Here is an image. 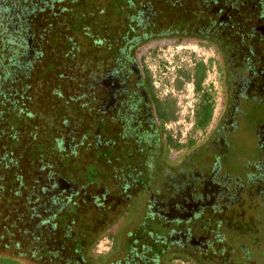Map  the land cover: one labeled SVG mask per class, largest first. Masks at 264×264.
Instances as JSON below:
<instances>
[{
  "label": "flooded vegetation",
  "instance_id": "1",
  "mask_svg": "<svg viewBox=\"0 0 264 264\" xmlns=\"http://www.w3.org/2000/svg\"><path fill=\"white\" fill-rule=\"evenodd\" d=\"M206 1L208 15L214 8L220 10L211 19L227 18L222 34L237 46L236 53H222V67H217L227 112L229 100L235 104L238 94L264 97V0ZM174 2L0 0V179L7 181L13 196L22 197L32 183L31 171H40L35 180L39 187L24 195L32 206L31 230L23 233V241L13 246V253L0 254L1 258L23 264L42 258L50 263L62 259L65 264H82L88 255L93 264H111L103 258L115 250L106 234L89 246L68 241L69 235L74 236L72 226L78 225L86 211L81 204H94L97 210L93 214L100 215L93 226L96 229L110 214H117L109 234L129 208L127 201L134 198L137 203L141 196L142 209L156 210L152 217L167 232L152 249L146 244L148 249L136 251L137 257L122 264H153L160 258H154L153 249L169 250L172 261L179 264H206L200 251L211 245L198 240L208 231L189 218L200 207L201 199L196 197L204 192V185L195 194L190 186H172L182 198L172 200L170 195L161 197V202L139 185L134 188V180L148 176L150 170L140 153L143 141L153 143L154 148L156 143L161 145L160 138H165L162 125L167 128L172 123H161L156 101L168 98L158 96L138 50L145 40L163 33L165 21L177 14ZM192 14L199 16L197 10ZM101 155L110 161L109 172L98 161ZM113 167L130 175L121 178ZM96 176L102 182L110 179L109 192L103 190L105 184L97 183ZM214 198L202 216L209 221L223 216L211 207ZM183 204L193 209L185 213ZM62 215L72 224L70 231L61 224ZM183 224H189L193 234L192 248H186L191 241L178 234L188 229ZM227 225L234 228L229 222ZM58 234L62 238L54 241ZM104 241L107 249L99 250ZM215 243L224 246V236L218 235Z\"/></svg>",
  "mask_w": 264,
  "mask_h": 264
},
{
  "label": "rangeland",
  "instance_id": "2",
  "mask_svg": "<svg viewBox=\"0 0 264 264\" xmlns=\"http://www.w3.org/2000/svg\"><path fill=\"white\" fill-rule=\"evenodd\" d=\"M149 50V47L144 48L138 56L145 57V63L154 77L160 99L168 98L176 101V121L167 126V132L184 145V148L181 152L176 151L164 137L160 138L161 145L156 143L154 148V145L151 146L153 143L149 144L140 138L143 141L140 153L145 156V163L150 170L148 176H139L134 180L137 183L134 184V188L139 185L146 189L145 194L149 193V196L161 202V197H171L170 195L174 196L172 200L182 198V193L171 190L172 186L178 189L190 186V192L195 194L198 186L204 185V192L196 197L201 199L200 207L193 209L190 204L185 206L183 204L181 210L188 213L193 209V216L189 218L196 220L208 231L206 237L198 240L199 244L208 242L211 245L200 251V254H204L206 264L214 262L217 264H264V97L248 98L243 93L238 94V101L232 104L229 100L231 107L225 112L227 101L225 87H223V79L217 73V64L213 62L211 68L207 69L206 77L202 82V89L209 91L216 100L213 119L206 131L201 132L198 129L197 132L194 119L201 92L197 90L194 79L189 81L185 75L194 73L197 63H209L211 59L216 60L220 56L212 49L192 42H184L178 47L169 45L156 53H149ZM161 61L168 63L165 72ZM179 69L183 72L182 75H179ZM232 74H234L233 70L230 75ZM242 88L246 87L242 86ZM161 123L164 122L161 120ZM152 138L158 140L157 136ZM191 141L193 142L190 143ZM91 158L93 159V156ZM98 158L105 171L109 172L110 161L102 155ZM113 169L121 178H126L129 174L119 167H113ZM38 171V169L36 172L31 171L32 183H28L25 187L26 191L22 197L13 196L7 181L0 179V254L13 253V246L19 242L22 243L23 233L31 230L32 206L28 204L24 195L39 187L35 185L36 176L40 174ZM97 177L99 176H96V179ZM97 180V183L105 184L104 191H110L108 188L111 184L110 179L104 182L101 178ZM222 184L224 185L221 186ZM220 186L223 188H219ZM237 188H239L238 192L235 191ZM213 197L216 203L211 207L219 209L223 216L216 221H209L202 216L207 212L208 204ZM135 201L134 198L127 201L126 206L129 208L123 211V215L122 212L119 214V216L122 215L116 222L119 225H114V228L116 227L114 233L109 234L107 232H110L117 214H110L108 220H103L96 229L93 226L97 225L100 215L93 214V211L97 210L94 204L92 201L84 202L83 205L80 203L81 210L86 211L81 213L78 225L72 226L74 236L69 235L68 241L74 245L81 243V245L89 246L106 234L112 239L115 250L103 258H107L108 262L112 261L111 264H122L128 258L137 257L136 251L143 252L148 247L152 249L167 229L153 219L152 216L153 213H157L156 210L142 209L144 204L140 203L141 196L137 203ZM153 207L158 208L160 204H153ZM121 208L118 211H121ZM105 209L108 210V207ZM106 214L104 213V216H108ZM60 217H62L61 224L69 227L70 231L72 224L66 222L67 217L63 215ZM226 217H228L229 226L234 228L227 227ZM188 220L187 223H189ZM188 225L183 224L185 227ZM183 231L185 232L178 234L191 241L186 248L194 247L191 229L188 227ZM218 235L222 238L224 236V246L220 243L216 245L215 240ZM55 238L54 241L61 239L62 236L58 234ZM130 239L132 241H129ZM144 244L148 247L142 248ZM105 247L104 241L100 243L98 249L105 250L107 249ZM151 252L156 254L154 258L160 257L153 264H179L172 261L173 256L169 250L153 249ZM84 254L86 255L85 252ZM85 258L82 264H93L88 255ZM32 261L33 264H65L62 259L53 260L52 263L47 258Z\"/></svg>",
  "mask_w": 264,
  "mask_h": 264
},
{
  "label": "trees",
  "instance_id": "3",
  "mask_svg": "<svg viewBox=\"0 0 264 264\" xmlns=\"http://www.w3.org/2000/svg\"><path fill=\"white\" fill-rule=\"evenodd\" d=\"M193 1L195 2V0H175L174 4H176V7L173 8L177 12V14L172 18L168 17L169 19L165 21V28L163 29V33L160 32L159 35L148 38L144 41V43L140 45L138 55L146 47H149V53H156L159 49L162 48L164 50L169 47V45L178 47L180 45H183L184 42H192L197 43L202 47L212 49L220 56L219 59H211L209 63H197L195 65L196 67L194 68V73L190 72L185 75L189 81L194 79L197 85V90L201 92L194 120L196 124V131L198 132V129H200L201 132H204L207 130L213 119L216 101L209 91H204L202 89V82L207 74L206 71L208 68H211L213 62L217 64V67H222L224 60L222 53H236L237 46L234 45L233 40L230 39L229 41L227 37L222 34L223 30L225 29L224 26L227 24V18H223L221 19V21L217 18L211 19L212 15L215 16V14L219 13L220 10L214 8L212 9V14L208 15V11H206L207 9L204 5V3L207 2L206 0H197L195 4L193 3ZM166 4L168 3L166 2ZM196 10L199 14L197 18L192 14ZM195 18L197 21L195 20ZM139 61L144 66L145 71L147 72L151 81H153L154 83V77L145 63V57H139ZM167 65L168 63L161 61V66L163 67L164 72L168 67ZM182 73L183 72L181 71V69H179V75H182ZM156 106L159 110V117L163 119V124L167 125L170 122L176 121L177 109L175 100L167 99L166 101L159 102V99L157 98ZM161 133L165 135L166 141L170 146L173 147V149L178 152H181L183 150L184 145L175 140L167 132V128L164 125H162ZM192 142L193 141H191L190 143ZM0 264L23 263H19L13 259L0 257Z\"/></svg>",
  "mask_w": 264,
  "mask_h": 264
}]
</instances>
